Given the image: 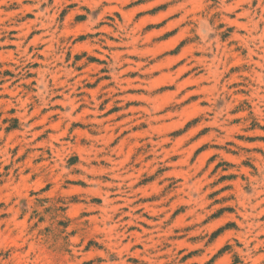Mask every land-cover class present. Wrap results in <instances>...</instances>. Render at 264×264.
<instances>
[{
	"label": "rangeland",
	"instance_id": "1",
	"mask_svg": "<svg viewBox=\"0 0 264 264\" xmlns=\"http://www.w3.org/2000/svg\"><path fill=\"white\" fill-rule=\"evenodd\" d=\"M0 264H264V0H0Z\"/></svg>",
	"mask_w": 264,
	"mask_h": 264
}]
</instances>
